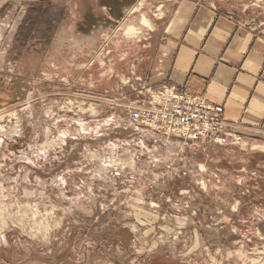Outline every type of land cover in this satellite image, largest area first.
Returning a JSON list of instances; mask_svg holds the SVG:
<instances>
[{"label": "rangeland", "instance_id": "374dc122", "mask_svg": "<svg viewBox=\"0 0 264 264\" xmlns=\"http://www.w3.org/2000/svg\"><path fill=\"white\" fill-rule=\"evenodd\" d=\"M92 1L0 0V264H264V142L155 145L122 112L183 3L264 33V0Z\"/></svg>", "mask_w": 264, "mask_h": 264}, {"label": "crops", "instance_id": "0c3cea01", "mask_svg": "<svg viewBox=\"0 0 264 264\" xmlns=\"http://www.w3.org/2000/svg\"><path fill=\"white\" fill-rule=\"evenodd\" d=\"M176 19V36L155 83L223 106L227 120L245 128V140L264 142V33L237 28L190 2Z\"/></svg>", "mask_w": 264, "mask_h": 264}, {"label": "built area", "instance_id": "2783aa9c", "mask_svg": "<svg viewBox=\"0 0 264 264\" xmlns=\"http://www.w3.org/2000/svg\"><path fill=\"white\" fill-rule=\"evenodd\" d=\"M137 80L139 89L133 82L128 84L132 92L122 112L132 128L154 135L153 144H159L160 138H173L204 153L244 143L245 128L227 120L223 106L166 82Z\"/></svg>", "mask_w": 264, "mask_h": 264}, {"label": "flooded vegetation", "instance_id": "af4514ba", "mask_svg": "<svg viewBox=\"0 0 264 264\" xmlns=\"http://www.w3.org/2000/svg\"><path fill=\"white\" fill-rule=\"evenodd\" d=\"M39 3H43L45 0H38ZM79 0H77L78 2ZM90 1V0H88ZM95 2H93V5L95 4L99 10H103L105 8H108L109 12H110V16H112L115 19L119 18V8L122 5H126L128 3L131 2V0H94ZM82 3L79 6H77L78 9H80V12H82V16L81 18H79V20H77V25H78V29L84 30L85 25L89 22L91 26H95L93 21H96L94 19L95 15L90 14L92 13L90 10L94 8V6ZM86 9V10H85ZM85 12L87 15H85ZM63 22V21H62ZM61 25V24H59ZM88 25V24H87Z\"/></svg>", "mask_w": 264, "mask_h": 264}, {"label": "trees", "instance_id": "16d2710c", "mask_svg": "<svg viewBox=\"0 0 264 264\" xmlns=\"http://www.w3.org/2000/svg\"><path fill=\"white\" fill-rule=\"evenodd\" d=\"M6 103V101H4V97H2V95L0 96V107L1 108H4L6 107L7 105H4Z\"/></svg>", "mask_w": 264, "mask_h": 264}]
</instances>
